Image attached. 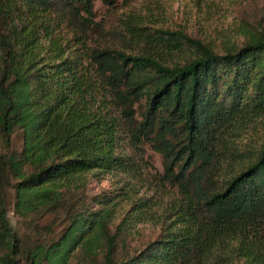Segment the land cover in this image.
<instances>
[{
  "label": "trees",
  "instance_id": "1",
  "mask_svg": "<svg viewBox=\"0 0 264 264\" xmlns=\"http://www.w3.org/2000/svg\"><path fill=\"white\" fill-rule=\"evenodd\" d=\"M94 2L0 0V264H264V140L249 136L264 118V32L218 51L159 29L169 57L132 40L126 53L92 38ZM107 172L172 197L133 252L138 209L113 226L110 206L74 197ZM49 214L68 221L57 236L37 221Z\"/></svg>",
  "mask_w": 264,
  "mask_h": 264
},
{
  "label": "rangeland",
  "instance_id": "2",
  "mask_svg": "<svg viewBox=\"0 0 264 264\" xmlns=\"http://www.w3.org/2000/svg\"><path fill=\"white\" fill-rule=\"evenodd\" d=\"M94 11L95 20L100 25V32L93 33L94 41L133 54L137 52V47L128 42L132 40L140 48L161 58L169 55L158 42L159 29H181L218 51L226 45L241 44L248 32H264V0H114L112 4L95 0ZM57 31L64 39L72 37L71 29L65 25H60ZM70 44V41L66 42V45ZM249 136L264 140V118L253 123ZM144 147L142 157L161 169L160 155L148 142L144 143ZM74 188L79 190L74 196L78 203H83L90 210L110 206L113 226L139 210L141 216H133L132 232L127 236L125 245L130 252L156 238L160 227L157 216L165 212L172 199L171 196L156 193L144 174L141 178L132 179L120 172L90 173ZM8 219L13 227L27 233L12 206L8 207ZM37 221L40 226H49L46 231H51L46 233L44 230L45 236H57L68 224L65 220L54 225L51 214ZM72 264H76L75 261Z\"/></svg>",
  "mask_w": 264,
  "mask_h": 264
}]
</instances>
